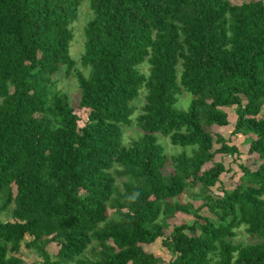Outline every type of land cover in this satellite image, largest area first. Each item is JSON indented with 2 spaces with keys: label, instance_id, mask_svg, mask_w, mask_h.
Segmentation results:
<instances>
[{
  "label": "trees",
  "instance_id": "trees-1",
  "mask_svg": "<svg viewBox=\"0 0 264 264\" xmlns=\"http://www.w3.org/2000/svg\"><path fill=\"white\" fill-rule=\"evenodd\" d=\"M82 2L91 16L75 60ZM224 107L260 162L239 163L234 186L213 195L227 170L214 155L239 153L207 130L229 124ZM263 107L264 0H0V264H22L21 245L37 264H161L144 247L157 238L169 264H264ZM157 133L182 150L165 152ZM176 213L191 223L165 234ZM240 226L245 244L232 240Z\"/></svg>",
  "mask_w": 264,
  "mask_h": 264
},
{
  "label": "rangeland",
  "instance_id": "rangeland-1",
  "mask_svg": "<svg viewBox=\"0 0 264 264\" xmlns=\"http://www.w3.org/2000/svg\"><path fill=\"white\" fill-rule=\"evenodd\" d=\"M86 1V0H84ZM230 3H239L241 0H228ZM91 16V12L88 9L87 2H82L80 6L78 7L77 12V20H75L72 25V32H73V38L70 41L69 45V53L72 58L75 60H78L79 54L82 51V44H83V30L82 27L87 19H89ZM147 69V66L145 64H142L140 66V70L145 72ZM56 88L62 90L68 95L69 102L72 107H74V112L78 116V126H81L83 122L86 119V110L84 109H78L76 108L77 100L79 91L77 89L75 80L71 76H65L63 73V70L60 68L56 74L54 75ZM185 96L187 99L185 100ZM190 99V95L188 93H182L180 95V98L178 99L176 103V108L178 109H186L188 105V101ZM142 103V97L140 96L134 101V105L139 107ZM233 107H224L223 110L227 113V119L229 121V124L225 127H218V126H210L207 128L211 135L220 134L224 141L227 143V145H235L238 149V155H227V154H215L212 161H221L227 170L223 172L220 176L218 181L215 183L213 187H211V193L213 195H220L222 189H231L236 181L237 176L240 174L238 164H242L249 168L250 170L255 169L257 164L260 162L257 160V156L254 153H248L247 152V146L245 141L243 139L245 138L243 135H232L231 130L233 127V121H234V113H233ZM264 107L261 113V116L264 117ZM123 142L127 143L130 138L135 136L137 134V130L135 129L134 124L129 127H123ZM157 141L161 144L164 151L168 154H173L180 152L182 150V147L177 145L170 144L167 137L162 136L161 134L157 133ZM214 138V136H213ZM214 147H218V144L214 143ZM210 162L203 165L202 168L209 167ZM170 171L169 167H165L164 172ZM221 189V190H220ZM178 200L184 202V201H191L192 199L189 198V195L187 192L180 194L178 197ZM194 206H197L200 204V201L198 199L192 201ZM199 214L208 217L210 220L214 221L215 218L213 215H211L205 208H201L199 210ZM9 213L8 211L0 212V220H9ZM192 221V216L183 214V213H176L172 218L168 219V228L165 229L164 233L167 234L168 230L171 229L172 225L179 224V223H188L190 224ZM236 235L233 237L234 243H247L249 242V239L247 237V234L244 232L243 227L240 226L236 230ZM27 237H25L26 239ZM146 250L151 252L154 256L160 257L162 262L161 264H169V260L171 259L170 253L165 249V247L161 244V238H157L149 245L144 246ZM47 253L54 254L56 252L57 246L53 243H49L45 247ZM85 255H88V252H84ZM19 255L22 259V264H37L40 261V258L30 250L25 249L22 245L19 251Z\"/></svg>",
  "mask_w": 264,
  "mask_h": 264
}]
</instances>
